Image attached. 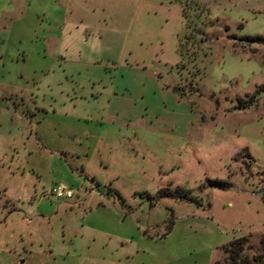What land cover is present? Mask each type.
Here are the masks:
<instances>
[{
	"label": "rangeland",
	"instance_id": "1",
	"mask_svg": "<svg viewBox=\"0 0 264 264\" xmlns=\"http://www.w3.org/2000/svg\"><path fill=\"white\" fill-rule=\"evenodd\" d=\"M253 36L264 0H0V264H211L243 237L264 251Z\"/></svg>",
	"mask_w": 264,
	"mask_h": 264
},
{
	"label": "trees",
	"instance_id": "2",
	"mask_svg": "<svg viewBox=\"0 0 264 264\" xmlns=\"http://www.w3.org/2000/svg\"><path fill=\"white\" fill-rule=\"evenodd\" d=\"M245 40H252L254 42H257L258 44L264 43V37L253 36V37H247L245 38ZM179 51H182L180 45H179ZM206 184L208 187L217 186L218 188H222V189H224L227 186L226 182L217 181L215 179L213 180L208 179V182H206ZM176 190L177 191L173 193L169 189L161 188L157 192V196L160 198L161 197L179 198L184 201L194 200L190 196H188L187 192H181L180 189H176ZM224 249L226 255H224V257L221 260L214 261L211 264H264V251L251 253V251L249 250L250 245H248L247 237H243L236 240L233 239L224 247Z\"/></svg>",
	"mask_w": 264,
	"mask_h": 264
},
{
	"label": "built area",
	"instance_id": "3",
	"mask_svg": "<svg viewBox=\"0 0 264 264\" xmlns=\"http://www.w3.org/2000/svg\"><path fill=\"white\" fill-rule=\"evenodd\" d=\"M51 192L56 198H70L73 195L72 191L63 185L54 186L51 189Z\"/></svg>",
	"mask_w": 264,
	"mask_h": 264
},
{
	"label": "crops",
	"instance_id": "4",
	"mask_svg": "<svg viewBox=\"0 0 264 264\" xmlns=\"http://www.w3.org/2000/svg\"><path fill=\"white\" fill-rule=\"evenodd\" d=\"M114 94H116V93H114ZM166 94H167V96H169V98L172 100L173 104H174V103L176 102V100L178 99V97H176V96L174 95V91L171 92V94H169V93L166 92ZM178 100H179V101H177V102H179V103L182 102V99H178ZM187 112H189V113L187 114V116L190 118V113H191L190 109H188ZM188 123H189V121H188Z\"/></svg>",
	"mask_w": 264,
	"mask_h": 264
}]
</instances>
